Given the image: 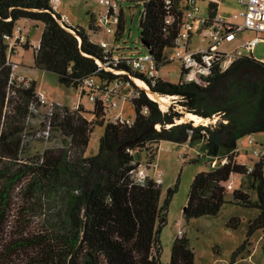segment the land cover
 Returning a JSON list of instances; mask_svg holds the SVG:
<instances>
[{"label": "trees", "instance_id": "16d2710c", "mask_svg": "<svg viewBox=\"0 0 264 264\" xmlns=\"http://www.w3.org/2000/svg\"><path fill=\"white\" fill-rule=\"evenodd\" d=\"M134 1L142 5L139 38L159 70L172 61L168 50L173 48L182 24L186 0ZM208 6L215 16L218 5ZM119 17L116 39L124 30L122 9ZM23 19L41 22L43 31L37 46H32L27 36L25 44L14 47L32 46L34 67L55 74L65 87L81 89V96L88 93L84 82L89 77L96 78L103 87L117 79L131 85H134L131 78L146 79L131 67V62L140 54L132 57L116 53L119 48L106 52L91 38L89 31H101L93 15L88 31L61 21L62 15L52 0H0V264H161L160 233L178 180L167 188L161 201V185L153 178L148 176L144 183L135 181L134 171L141 164L135 152H146L148 171L161 141L192 146L201 140L207 155H217L235 149L240 137L264 131V62L249 54L221 71L226 55L216 52L211 72L205 77L206 85L184 82L183 69L177 83L157 78L151 86L152 92L175 97L174 102L162 110L142 90L137 98L130 100L135 116L129 122L110 120L98 101L91 111V120L78 113L58 111L53 116L51 129L58 127L68 139L73 154L59 156L53 150L29 154L20 130L13 126V117L32 113L34 81L22 90L24 103H9L12 115H3L13 74L8 54L14 53V49L10 51L9 39ZM115 56L118 61L114 60ZM99 63H107L112 70L125 73L115 74L100 68ZM182 111L217 120L205 126L207 134L203 135L200 129L204 126H194L191 121L178 122ZM95 125L104 126L98 152L85 157ZM201 156L206 155H198ZM197 158L187 161L195 163ZM232 174L239 176L236 183L239 185L231 189V203L258 211L248 221L246 238L234 253L237 257L250 245L253 233L264 230L263 158L254 162L250 173L233 153L215 169L198 172L190 184L183 217L188 221L217 215L228 202L227 182ZM16 194L22 199V206L18 208L14 202ZM46 209L55 212L48 226L31 233L22 228L14 232V237L7 229L14 214H23L19 217L28 224L29 218ZM240 223L234 216L228 226L236 229ZM194 258L186 233L176 234L168 264H195Z\"/></svg>", "mask_w": 264, "mask_h": 264}, {"label": "rangeland", "instance_id": "374dc122", "mask_svg": "<svg viewBox=\"0 0 264 264\" xmlns=\"http://www.w3.org/2000/svg\"><path fill=\"white\" fill-rule=\"evenodd\" d=\"M123 12L124 30L122 34L116 39L115 33L112 32L107 35L105 30L98 32L89 31L90 16L95 18L104 11L98 0H53L52 3L55 9L73 26L78 25L89 31L91 38L95 41L111 40L116 53H122L129 56H137L145 52L141 40L139 38V16L142 11V5H136L134 0H118ZM218 2V16L226 20L239 24L241 22L239 12V0H216ZM202 13L207 12L208 2L206 0L200 1ZM21 25L27 34L32 46H37L39 43L43 24L32 20H20ZM255 33L244 30L237 34L236 39L229 42L223 41L219 46L220 51L230 54L233 49L240 47L244 42L250 40ZM262 37V34L259 35ZM195 47L204 45L197 36L193 38ZM237 45V46H236ZM29 46L27 49L22 46H17V51L8 54V60L12 62L13 74L10 82L9 92L6 95L5 104L3 108V115H12L9 108L10 104L18 101L24 103L22 100L24 90L27 87L28 80L35 82L37 93L44 92L49 103H59L68 107L75 104H81L84 110L78 113L80 117L86 120H91L93 115L91 113L94 102L87 94L81 96V89L72 87H65L59 83L55 74L41 70L34 67L33 52L34 49ZM170 54L173 50H168ZM245 51V50H244ZM249 54V51H245ZM254 59L264 62V43H258L252 53ZM181 75V65L178 61L172 60L163 65L159 69V76L161 79L170 83H177ZM35 89V90H36ZM117 107H110L107 117L111 119L112 116H120L123 120H132L135 116L133 103L129 100L114 99ZM175 100V97L169 99V103L162 104L158 101L160 108L166 110ZM29 103V102H28ZM27 103V104H28ZM11 104V105H13ZM38 106L40 114H48L49 108L47 104L35 103ZM14 106V105H13ZM0 107L2 104L0 102ZM9 108V109H8ZM2 111V110H1ZM106 117V121L108 118ZM15 121L13 126L20 130V136L28 148L29 154H42L46 150H53L54 153L61 156L66 154L70 156L72 153L71 147H68V139L61 134L58 127L50 129L49 135L46 136L42 131L44 130L42 117L36 114H29L27 116L13 117ZM217 118L208 119L204 123H215ZM183 122H190L188 119ZM193 124H195L194 121ZM159 128V126H157ZM2 129V121H0V130ZM104 126L95 125L90 134V139L85 151V157H91L98 152L99 139L103 135ZM256 143L264 146V131L250 134ZM244 147L249 149V155L244 154V150H240L238 155L239 163L248 164L251 161L250 151L247 139L244 141ZM204 151V142L196 141L190 146L189 144H176L170 141H161L158 145V151L154 157L150 169L147 171L151 178L157 175V172L162 173L161 184V201H163L168 187L173 185L178 180V188L176 193L172 196L170 201L166 223L160 233L161 264H168L172 244L176 234L185 232L189 239V243L194 252L195 264H264V230H257L250 237V245L246 250L237 257L234 253L243 243L248 231V221L253 219L258 211L255 209H247L231 203L232 195L231 189L226 193V200L228 201L214 216H202L193 218L188 221L183 217V208L188 199L189 187L195 175L202 171L208 170L209 164L206 156L202 155ZM181 156L189 155L197 158V162L189 163L187 159L182 160ZM135 158L142 165L147 161L146 152L136 151ZM5 160V158H4ZM239 180V179H238ZM239 184H236L238 187ZM245 188V187H244ZM252 197L255 194L248 191ZM15 208L22 206V199L20 194L14 197ZM56 206V205H55ZM53 207V206H50ZM58 210H60L59 207ZM23 214H14L10 217L7 229L14 237V232L22 228H27L30 233L37 228L46 227L50 222H53L55 212L53 209L39 211L35 217L29 218L26 222L19 216ZM238 217L241 221L236 229L228 226V221L231 217ZM248 250V251H247Z\"/></svg>", "mask_w": 264, "mask_h": 264}, {"label": "built area", "instance_id": "2783aa9c", "mask_svg": "<svg viewBox=\"0 0 264 264\" xmlns=\"http://www.w3.org/2000/svg\"><path fill=\"white\" fill-rule=\"evenodd\" d=\"M206 1L208 2V5L210 3L218 5L216 0ZM98 2L104 7V11L95 18L96 25L100 27V30H105L107 35H110L112 32L115 33L116 26L119 23L120 18L119 15L121 6L119 1L98 0ZM199 2V0H186L187 8L184 10L182 24L179 28L178 34L174 38V46L172 48L173 53L169 54V57L172 60L178 61L181 65V70L183 69L185 71L182 76L184 82H195L199 85H206L207 82L205 81V77L211 72V66L215 53L222 52L219 50V46L223 41L231 42L235 40L237 34L244 30L255 33V36L244 42L240 47L233 49L234 51H232L230 54L222 52L226 56L220 66L221 71L227 70L235 60L252 54V51L258 43H264V0H239L240 8L238 16L241 20L239 24L232 23L225 18L219 17L218 11L215 16L211 15L209 6L207 7L206 14L202 13ZM61 21L64 23H69L66 20V17L63 16ZM260 34H262V37L259 36ZM194 36L200 38L204 45L195 47L193 44ZM26 41L27 34L21 25H17L13 36L9 39L10 51L14 49L13 52H16L17 49L14 46L17 44L23 45L26 43ZM97 43L106 52L114 48L111 40L101 39L97 41ZM244 50L249 51V54H247ZM114 60L118 61V56H115ZM8 61L11 62L10 59ZM99 65L100 68L110 70L115 74L125 73L123 70H112L110 67H108L107 63H99ZM131 67L133 70L143 74L146 79L131 78V81L134 85H131V83L123 79H117L114 83L105 87H103L102 83H100L94 77H89L85 80L84 87L88 92L87 95L94 103L98 101L102 105L103 111L106 114H109L110 107H117V103L114 100L116 97L130 101L133 98H137L142 90L145 91L146 94L153 100L155 99L152 98L151 94L159 96L157 93L152 92L151 90V86L155 84L156 79L160 78L159 70L156 63L154 62L153 57L147 52L140 54L131 62ZM150 79L152 80L151 82H146V80ZM27 81L28 87L32 80L27 79ZM35 103L47 104L49 108L48 114L42 115L38 113V106ZM82 110H84V108L81 104H75L72 107H68L59 103H49L45 93H37V89L35 90V93L32 97V102L30 103V111L33 114L42 117V122L44 123V130L42 133H44L46 136L49 135L51 122L54 121L53 116L55 113L60 111L62 114L66 112L73 114L81 113ZM116 117L117 118L112 116L113 119L111 120L129 122V120L121 119L120 116ZM193 125L204 126V128L200 129V133L203 135L207 134L205 127L208 126L207 123L203 122ZM190 132L192 133L193 130H190ZM245 139H247L248 145L251 148V161L248 164H241L246 165L248 173L252 172L254 162H257L262 158L264 159V146L256 143L250 134L240 137L236 142V148L226 154L219 153L217 155H207L206 149L204 148L202 155H206L209 169H215L220 164H224L227 161V156L230 153L236 155L237 161L240 150H244V154L248 156L249 149L244 147ZM179 158L182 160L192 159V157L188 155L181 156L180 154ZM148 176L149 175L146 170V165L144 164H140V166L134 171V179L138 183H144ZM153 179L156 184L161 185L162 173L157 172V175ZM238 179V175L232 174L227 182V187L229 189L234 188Z\"/></svg>", "mask_w": 264, "mask_h": 264}, {"label": "bare ground", "instance_id": "6f19581e", "mask_svg": "<svg viewBox=\"0 0 264 264\" xmlns=\"http://www.w3.org/2000/svg\"><path fill=\"white\" fill-rule=\"evenodd\" d=\"M151 96H152V98H154L155 100L159 101L162 104L169 103V99L171 98V97H166V96H157L155 94H151ZM185 119H188L189 121H194L195 124L205 122V120L203 118L198 117V116L191 114V113H187L186 116L179 119L178 122H183V120H185Z\"/></svg>", "mask_w": 264, "mask_h": 264}, {"label": "water", "instance_id": "95a60500", "mask_svg": "<svg viewBox=\"0 0 264 264\" xmlns=\"http://www.w3.org/2000/svg\"><path fill=\"white\" fill-rule=\"evenodd\" d=\"M142 43H143V42H142ZM143 44H144V43H143ZM182 113H183V116H182V117L186 116V114H187V112H185V111H182ZM182 117H181V118H182ZM201 118H203V117H201ZM203 119H204L205 121H208L209 118H203Z\"/></svg>", "mask_w": 264, "mask_h": 264}, {"label": "crops", "instance_id": "0c3cea01", "mask_svg": "<svg viewBox=\"0 0 264 264\" xmlns=\"http://www.w3.org/2000/svg\"><path fill=\"white\" fill-rule=\"evenodd\" d=\"M237 46V45H236ZM220 50V49H219ZM252 53H253V51H252ZM200 124V123H199ZM197 125V124H196ZM189 156V155H188ZM191 157V156H190ZM192 158H194V156L192 157Z\"/></svg>", "mask_w": 264, "mask_h": 264}]
</instances>
